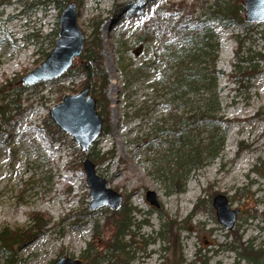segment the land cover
I'll return each mask as SVG.
<instances>
[{
	"label": "rangeland",
	"instance_id": "rangeland-1",
	"mask_svg": "<svg viewBox=\"0 0 264 264\" xmlns=\"http://www.w3.org/2000/svg\"><path fill=\"white\" fill-rule=\"evenodd\" d=\"M179 1L82 0L77 9L78 26L86 38L84 50L92 40V27L99 26L102 66L109 82L108 131L91 148L99 155L93 160L70 136L49 135L43 127L53 107L82 91L83 79L72 77L82 55L61 78L26 87L19 97L22 113L14 119L11 106L6 116L10 121L0 122V233L28 230L31 214H48L51 221L9 249L4 250L0 240V264H54L61 258L82 264L101 258H105L102 264L124 258L128 264L165 263L171 251L163 252L167 244L159 232L167 218L157 209L178 224L182 264H238L240 243L264 249V62H250L264 52V23L257 25L252 37L239 27L224 29L214 23L220 43L216 68L221 72L205 90L172 92L170 82L187 64L173 56L183 43L172 35L141 37L147 24L166 19V9ZM26 4L30 0H0V91L7 87L8 92L10 81V101L23 85L21 79L52 52L57 38L50 34L56 27L59 30L65 9L33 13L24 8ZM31 33L37 40L26 39ZM240 61L244 69L257 65V75L247 80V88L229 77ZM205 66H210L207 60ZM176 107L178 115L208 111L214 117L209 122L213 128L187 131L177 144L178 138L169 131ZM213 129L219 130L217 141L226 132L218 155L211 159L203 153L202 164L196 167L184 163L187 142L207 145ZM53 135L58 138L54 144ZM86 159H91L107 187L122 196L120 209L108 205L90 209L93 198L83 168ZM252 165L256 172L246 175ZM148 191L155 194L158 207L147 201ZM218 195L236 211L232 229L218 221L213 206ZM122 210L131 222L122 240L125 256L112 251L111 241Z\"/></svg>",
	"mask_w": 264,
	"mask_h": 264
},
{
	"label": "trees",
	"instance_id": "trees-1",
	"mask_svg": "<svg viewBox=\"0 0 264 264\" xmlns=\"http://www.w3.org/2000/svg\"><path fill=\"white\" fill-rule=\"evenodd\" d=\"M242 1L243 0H214L213 3L209 4V0H192L190 3H188L187 0H181L169 5L165 13L166 19L163 21L154 19L145 26V32L141 39H143V36L147 38H151L152 36L165 38L168 35H172L180 43H183L182 48L173 56L180 58L181 61H183L182 65L185 61H187V64L184 66L183 72L180 73L175 80L170 82L172 92L187 91L197 93L198 91L205 90L206 84L214 82L215 75L221 72L216 68L219 58L220 43L219 36L212 26L214 23L220 24L224 29H234L235 27H239L243 29L246 35H253L252 31L258 26L247 24L245 22L241 15L243 9L241 4ZM72 2H74L77 7L82 4V0H30V4L28 6L26 4L24 8H27L33 13H36L38 10L48 13L51 9L60 12ZM199 10L203 12L201 15H198ZM92 28V40L87 42V47L81 56L79 68L72 77H81L83 79L81 89H89L92 95H94L97 109L104 119V133H107L110 112L106 89L109 82L102 66V44L98 34L99 26L95 24ZM50 36L55 39L58 37L57 27L53 29ZM26 39L37 40L36 35L33 33H31ZM241 45L242 42L239 41L238 50L236 52L238 59L241 55ZM254 59H260L264 62V52L256 53L254 57L250 59V62ZM206 60L209 62L210 68L205 66ZM242 63L243 62L240 61V64L234 67V71L229 77L235 83H239L241 86L247 88L249 87V82L247 80H251L257 75V65L244 69L241 65ZM33 88L37 89L38 85ZM26 89L27 88L22 85L21 88L16 91L14 100L11 101L9 100L11 97L10 91L5 95H2V92L0 91V122L3 125L10 121L6 116L10 113L8 108L12 105V102L16 112L14 119H17L19 114L22 113L19 97ZM178 112L179 109L176 107L171 115L173 123L169 130L178 138L177 144L181 143L180 139L185 138L187 131L190 133H192V131L195 132L196 130L201 132L204 128L212 127L209 122H213L214 117L209 116L207 114L209 113L208 111H206V113L202 110H197L195 113L189 115H178ZM43 127L49 135L60 134V136H65L64 133L56 128L55 124L49 117L43 121ZM216 133H219V130L213 129L207 145H203L201 142L194 144L192 140H189L185 146L187 151L183 155L184 163L196 167L202 164L203 153L207 152L208 157L211 159L217 156L224 145L226 132L222 133V137L219 141L215 139ZM51 141V143L54 144L58 142V138H55L53 135ZM92 152L93 151L91 150L88 153H85L84 156L97 160L99 155H94ZM91 155L94 156L91 157ZM108 155L109 153L103 154L102 161L107 159ZM178 174L179 172L177 171L173 178H176L177 180ZM155 211L159 213L161 217L164 216L167 218V223L159 233L161 240L167 244L163 247V252H168L170 250L171 256L162 264H182L183 252L180 237L178 235V224L168 218V216L164 215L160 210L157 209ZM30 220L32 221L31 228L26 231L20 230L19 233H16L9 229H5L0 233V240L2 241L4 250L9 249L13 244L17 243L19 239H23L24 237L31 238L35 235V232H41L50 223L51 218L48 214L36 213L30 215ZM130 226L131 222H129L127 211H120L118 218L115 221V235L111 240L112 251L114 253L121 252L125 256L126 246L123 245L122 240L126 236ZM240 248L241 252L238 253V264L241 261L245 262V264H264V249H254L252 244L245 245L243 243H240ZM104 259L105 258L95 260L92 264H102ZM119 260L120 259L114 264L129 263L127 258H124L122 261Z\"/></svg>",
	"mask_w": 264,
	"mask_h": 264
},
{
	"label": "water",
	"instance_id": "water-1",
	"mask_svg": "<svg viewBox=\"0 0 264 264\" xmlns=\"http://www.w3.org/2000/svg\"><path fill=\"white\" fill-rule=\"evenodd\" d=\"M241 15L247 24L264 23V0H243ZM58 38L55 46L45 61L31 73L22 78L26 86H33L43 81H54L62 77L73 66L83 50L85 35L79 29L77 7L70 3L62 12L59 20ZM50 119L63 133L71 136L82 152H87L99 140L103 133V118L96 106V100L89 96V89L77 95L66 96L63 101L53 107L49 113ZM87 181L90 186V196L93 198L90 209H98L108 205L112 210H118L122 205V196L107 187L104 178L97 174L94 163L86 159L83 163ZM147 201L157 207L158 202L152 191L146 193ZM213 206L218 221L226 229H232L236 222V211L229 208L224 196H217ZM54 264H82L70 258H61Z\"/></svg>",
	"mask_w": 264,
	"mask_h": 264
},
{
	"label": "flooded vegetation",
	"instance_id": "flooded-vegetation-1",
	"mask_svg": "<svg viewBox=\"0 0 264 264\" xmlns=\"http://www.w3.org/2000/svg\"><path fill=\"white\" fill-rule=\"evenodd\" d=\"M13 80H14V79H13ZM7 86H8V88H9V91H13V89H12V87H11V86H12V83H11L10 81H8V85H7ZM10 88H11V89H10ZM6 89H7V87H6ZM6 89H5V91L2 92V95H5V94L7 93V92H6ZM9 91H8V92H9ZM13 105H14V104H13V102H12V105H10V107L8 108V110H9L10 113H11V111H12V107H13ZM11 106H12V107H11Z\"/></svg>",
	"mask_w": 264,
	"mask_h": 264
},
{
	"label": "bare ground",
	"instance_id": "bare-ground-1",
	"mask_svg": "<svg viewBox=\"0 0 264 264\" xmlns=\"http://www.w3.org/2000/svg\"><path fill=\"white\" fill-rule=\"evenodd\" d=\"M191 195H192V197H193V193L192 194H188L187 196H186V198H184L183 200H185V199H188L189 197L191 198Z\"/></svg>",
	"mask_w": 264,
	"mask_h": 264
}]
</instances>
